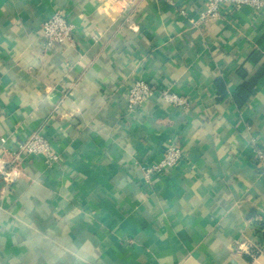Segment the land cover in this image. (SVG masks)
I'll use <instances>...</instances> for the list:
<instances>
[{
    "label": "crops",
    "instance_id": "obj_1",
    "mask_svg": "<svg viewBox=\"0 0 264 264\" xmlns=\"http://www.w3.org/2000/svg\"><path fill=\"white\" fill-rule=\"evenodd\" d=\"M203 9L0 0V264H264V74L235 99L264 68V7L205 23ZM58 11L73 41L46 46ZM138 81L189 106L156 93L130 111ZM37 133L58 161L24 157L6 183L11 151ZM171 147L181 161L147 176Z\"/></svg>",
    "mask_w": 264,
    "mask_h": 264
},
{
    "label": "built area",
    "instance_id": "obj_2",
    "mask_svg": "<svg viewBox=\"0 0 264 264\" xmlns=\"http://www.w3.org/2000/svg\"><path fill=\"white\" fill-rule=\"evenodd\" d=\"M202 2L204 9L199 17L202 23L220 18L224 9L235 11L243 7H251L260 10L264 7V0H202ZM181 13L186 14L185 11ZM42 31V41L46 46L61 47L73 41L74 25L63 12L53 13L43 24ZM156 93L169 105L178 108L189 106L187 98L180 94L169 89L156 90L145 82L138 81L129 90L128 109L135 111L151 100ZM2 142L5 143V140ZM11 155L13 160L9 164L14 167L9 171L2 170L4 181L8 184L17 180L19 173L15 166L24 157H44L49 164L58 161V156L52 151L49 141L38 133L31 135L24 143L11 151ZM183 156L184 154L179 147H171L166 151L165 157L160 163L144 168L145 173L147 176L162 173L175 167ZM255 160L259 166V174L264 179V150H255Z\"/></svg>",
    "mask_w": 264,
    "mask_h": 264
},
{
    "label": "trees",
    "instance_id": "obj_3",
    "mask_svg": "<svg viewBox=\"0 0 264 264\" xmlns=\"http://www.w3.org/2000/svg\"><path fill=\"white\" fill-rule=\"evenodd\" d=\"M263 74L264 68L263 70H261V72L257 75L255 79L249 82V84H245L244 86H242V88L237 91L235 99L237 100V102H239V104H242L251 94L254 93V85L256 84L259 77H261Z\"/></svg>",
    "mask_w": 264,
    "mask_h": 264
}]
</instances>
